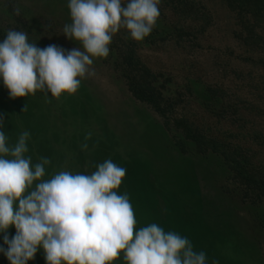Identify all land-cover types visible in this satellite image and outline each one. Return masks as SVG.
I'll return each instance as SVG.
<instances>
[{"label": "rangeland", "instance_id": "374dc122", "mask_svg": "<svg viewBox=\"0 0 264 264\" xmlns=\"http://www.w3.org/2000/svg\"><path fill=\"white\" fill-rule=\"evenodd\" d=\"M69 2L0 0V43L13 29L39 48H82L63 34ZM159 10L143 41L115 34L75 94L12 98L0 78V130L9 146L30 133L25 156L51 161L45 180L91 174L108 159L124 167L137 231L192 215L217 235L195 250L207 264H264V0H160ZM0 264H10L3 253ZM113 264H125L123 253Z\"/></svg>", "mask_w": 264, "mask_h": 264}, {"label": "clouds", "instance_id": "9594fccd", "mask_svg": "<svg viewBox=\"0 0 264 264\" xmlns=\"http://www.w3.org/2000/svg\"><path fill=\"white\" fill-rule=\"evenodd\" d=\"M160 0H70L72 22L63 34L82 48L66 51L29 42L24 31L9 29L0 43V78L12 98L42 91L59 99L75 94L81 79L95 76L93 58H107L113 36L126 30L135 41L149 36L160 16ZM19 15V8L15 9ZM50 102V101H49ZM26 110V108H25ZM3 119H0V128ZM85 136L82 150L88 149ZM24 131L9 146L0 130V246L10 264H28L43 248L46 264H207L206 253L156 223L136 230L127 193L118 194L126 169L111 159L91 174L59 171L43 179L51 161L33 165ZM34 182L35 184L33 188ZM16 234L9 238L8 230Z\"/></svg>", "mask_w": 264, "mask_h": 264}, {"label": "trees", "instance_id": "16d2710c", "mask_svg": "<svg viewBox=\"0 0 264 264\" xmlns=\"http://www.w3.org/2000/svg\"><path fill=\"white\" fill-rule=\"evenodd\" d=\"M259 6V5H258ZM136 89V88H134ZM146 90L144 88V90L140 91V92H137L135 91V94L136 96L141 99V100H145V94H146ZM37 147L40 148V146L37 145ZM116 159V158H115ZM118 161L122 162V160L117 157ZM123 185H126L125 187ZM127 185H129V183L127 181L123 182L120 186V188L117 190L118 194H123L124 192H121L122 189L123 190H129V188L127 187ZM133 189H131L132 191ZM135 194V193H134ZM167 210V209H166ZM169 212V210H168ZM197 217L195 216H190L188 218L187 221V224L186 225V222L184 220H181V219H174L171 217V215L169 216V220H165L166 222L163 221V224H162V228L167 232V231H174L176 233H179V234H182L183 237H187L189 239L190 242H193V249L194 251L197 250V246H200V244H202V242L206 241L207 239L205 238L204 240L202 239L203 237H208L212 234V232L210 231L211 230V227L207 225L206 221L203 219V220H197L196 219ZM147 219V216L146 218ZM200 219V218H199ZM191 220V222H189ZM170 223H169V222ZM180 224H185L182 229H181V225ZM180 226V227H179ZM207 226L208 227V230H204V227ZM180 228V229H179ZM203 230V231H202ZM203 232H206L205 234H203ZM215 234V232H214ZM212 234V235H214ZM201 235V236H200ZM215 236H217L215 234ZM207 242V241H206ZM205 242V243H206ZM214 242V241H213ZM212 242V244H213ZM214 243H217V242H214ZM203 245V244H202ZM203 248V246L201 247ZM208 248L206 246H204L203 250H207ZM208 251V250H207Z\"/></svg>", "mask_w": 264, "mask_h": 264}]
</instances>
